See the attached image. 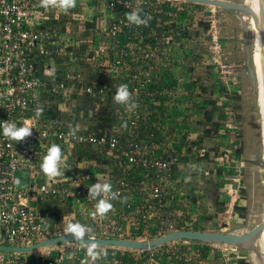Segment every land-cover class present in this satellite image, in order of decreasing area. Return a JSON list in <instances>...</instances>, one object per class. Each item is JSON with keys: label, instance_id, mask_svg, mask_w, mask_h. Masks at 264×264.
I'll list each match as a JSON object with an SVG mask.
<instances>
[{"label": "built area", "instance_id": "built-area-1", "mask_svg": "<svg viewBox=\"0 0 264 264\" xmlns=\"http://www.w3.org/2000/svg\"><path fill=\"white\" fill-rule=\"evenodd\" d=\"M39 3L0 0V122L32 128L21 142L0 129V246L66 236L69 222L90 227V240L211 232L205 224L216 220L209 218L214 207L204 185L211 172H218L216 184L224 189L225 217L216 214L223 231L236 216L243 168L229 108L222 110L224 119L215 115L214 129L206 126L205 113L240 87L224 64L220 9L181 0H76L64 13ZM137 8L147 26L128 23L127 14ZM208 65L214 103L204 108L200 72ZM121 84L137 108L114 101ZM38 107L43 113L37 118ZM54 143L62 149L61 175L49 178L40 163ZM97 182L118 193L103 219L92 216L96 201L88 197ZM195 246L100 247L107 255L97 264H185L199 257ZM87 247L68 242L27 253L0 251V262L83 264ZM237 250L220 244L221 263L243 261Z\"/></svg>", "mask_w": 264, "mask_h": 264}, {"label": "rangeland", "instance_id": "rangeland-1", "mask_svg": "<svg viewBox=\"0 0 264 264\" xmlns=\"http://www.w3.org/2000/svg\"><path fill=\"white\" fill-rule=\"evenodd\" d=\"M237 3H246V0H234ZM220 37L226 46L224 49V64L228 66V70L236 74L239 82V91L234 96H230L226 101L222 102L221 107H212L209 115L205 116L206 126H209L210 130L214 129L216 125L212 123L217 113L221 114L220 119H224V108L234 114V122L236 124L235 139L239 142L238 155L242 161L243 168V188L239 193L236 206L234 207L235 217H231L227 227L223 229L224 232L240 231L242 229L251 230L257 224L264 222V168L260 164H256L259 155L263 154V125L261 117V104L259 95V83L258 73L255 65V41L248 30L247 36H245L242 24L239 17L236 14L220 9L218 11ZM200 47H196L198 50ZM250 60V66L252 70H255V77H251L248 72L247 61ZM249 63V62H248ZM200 73L205 79L206 96L204 108L208 107L210 103H214L209 96L211 95V84L214 83V68L208 65L205 70ZM210 117L209 119H207ZM211 120V121H210ZM205 135L210 136V132ZM206 146H211L212 143L209 139L205 142ZM263 156L261 157L263 159ZM221 175V173L219 174ZM47 178L45 182H47ZM218 180V172H211V177L208 182H205V192L208 194L209 199L214 207V214L209 216L210 219L214 218L216 222L212 224H205V231H220V220L216 214L223 215L225 207H222L220 198L224 195V189L216 184ZM225 180L221 181V184L225 183ZM225 215L219 218L222 220ZM196 247L201 248V243H195ZM203 244V243H202ZM179 245V244H178ZM205 244H203L204 246ZM208 245V244H207ZM213 250L214 262L222 264L218 255L220 244L216 246L208 245ZM181 248V247H180ZM258 254L263 257L264 253L261 251L259 245L256 246ZM184 252V251H182ZM200 253L207 252L200 251ZM240 254L242 264H262L260 257L257 254H253L249 251L238 248L236 254ZM204 259H206L204 256ZM195 258L196 257H192ZM239 263V262H238Z\"/></svg>", "mask_w": 264, "mask_h": 264}, {"label": "water", "instance_id": "water-1", "mask_svg": "<svg viewBox=\"0 0 264 264\" xmlns=\"http://www.w3.org/2000/svg\"><path fill=\"white\" fill-rule=\"evenodd\" d=\"M191 4H199L203 6H211L218 9H222L238 17L245 14L248 16L250 22L241 21L242 29L247 36L248 30H250L251 35L254 37L258 35L261 40V57H262V71H263V85H264V0H258L259 11L258 20L254 18L253 10L244 2L237 3L234 0H181ZM249 62V63H248ZM249 75L253 78L255 77V70L251 69L250 60L247 61ZM264 151V149H263ZM259 155L256 164H262L261 157ZM264 229V222L257 224L251 230L242 229L240 231H214V232H200V231H176L165 234L163 236L150 239V240H112V239H97L90 240L85 238V243H79L88 246L89 241L97 242L100 247H119L132 250H152L158 247L164 246L173 241H189L203 244H223L228 246H233L246 250L249 252L257 251V241L260 237L261 231ZM76 243L72 241L71 236H61L53 239H49L44 242L33 244L29 247H8L0 246V251L9 253H27L34 251L38 248L45 246H52L61 243Z\"/></svg>", "mask_w": 264, "mask_h": 264}, {"label": "clouds", "instance_id": "clouds-1", "mask_svg": "<svg viewBox=\"0 0 264 264\" xmlns=\"http://www.w3.org/2000/svg\"><path fill=\"white\" fill-rule=\"evenodd\" d=\"M39 6L45 9L57 8L61 12L67 13L69 9L76 6V0H40ZM140 11L141 9L137 8L127 14V21L129 24L147 26L148 19L141 18ZM113 99L117 104L125 106L128 110H133L138 107L133 101L132 93H130L128 85L126 84H121L116 89ZM42 113L43 109L40 107L35 110L37 118L40 117ZM0 129H2L4 137L16 142H21L32 135V128L27 124L18 127L16 123L8 120L0 122ZM76 131V128L71 129L72 135H75ZM61 167L62 149L58 144L54 143L47 149V153L40 163V170L44 176L56 178L61 175ZM88 197L96 201L94 205L95 211L92 213V216L103 219L113 210V204L110 201L117 199L118 193L112 190V185L110 183L97 182L89 188ZM121 202L123 203L124 201ZM64 231L66 236L72 237L73 242L85 243L84 239L92 229L78 222H69ZM106 255L107 253L100 248L97 242L89 241L86 249L87 259L83 261V264H97V261L101 260Z\"/></svg>", "mask_w": 264, "mask_h": 264}, {"label": "bare ground", "instance_id": "bare-ground-1", "mask_svg": "<svg viewBox=\"0 0 264 264\" xmlns=\"http://www.w3.org/2000/svg\"><path fill=\"white\" fill-rule=\"evenodd\" d=\"M246 4L253 10L255 20H258V11H259L258 0H246ZM239 19L240 21L250 22L248 16H246L245 14L239 16ZM253 39L256 44L255 45V65H256V69L258 73L261 117H262V125H263V149H264V85H263V71H262V57H261V40L258 35H255ZM255 75H256V72H255ZM263 154H264V151H263ZM261 161H262L261 166H263L264 168V157L263 159L261 158ZM257 245H259L261 251L264 253V229L261 231L260 237L257 241ZM251 253L252 255L257 254V256L260 257V255L256 251H252ZM262 259L263 257H260L261 263L264 264Z\"/></svg>", "mask_w": 264, "mask_h": 264}, {"label": "crops", "instance_id": "crops-1", "mask_svg": "<svg viewBox=\"0 0 264 264\" xmlns=\"http://www.w3.org/2000/svg\"><path fill=\"white\" fill-rule=\"evenodd\" d=\"M210 245V244H208ZM207 244H205L203 246V244L200 246L201 248H198L199 251H203V252H207L206 255H204L205 253H199V257L198 258H189V260H184L183 263L185 264H217L216 262H214V257L215 255L212 253L213 250L211 248H209L210 246H208ZM204 256H206L204 259ZM32 257V256H31ZM1 264V262H0Z\"/></svg>", "mask_w": 264, "mask_h": 264}, {"label": "trees", "instance_id": "trees-1", "mask_svg": "<svg viewBox=\"0 0 264 264\" xmlns=\"http://www.w3.org/2000/svg\"><path fill=\"white\" fill-rule=\"evenodd\" d=\"M206 104V103H205ZM210 114V112L209 111H207L206 113H205V116L206 115H209ZM210 117H208L207 119H209ZM194 243H196V242H194ZM238 264H242L241 262H239Z\"/></svg>", "mask_w": 264, "mask_h": 264}]
</instances>
